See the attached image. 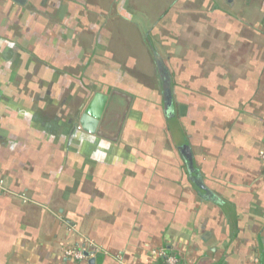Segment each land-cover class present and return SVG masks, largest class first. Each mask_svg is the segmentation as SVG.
<instances>
[{
	"label": "crops",
	"instance_id": "0c3cea01",
	"mask_svg": "<svg viewBox=\"0 0 264 264\" xmlns=\"http://www.w3.org/2000/svg\"><path fill=\"white\" fill-rule=\"evenodd\" d=\"M263 154L264 0H0V264H264Z\"/></svg>",
	"mask_w": 264,
	"mask_h": 264
},
{
	"label": "built area",
	"instance_id": "2783aa9c",
	"mask_svg": "<svg viewBox=\"0 0 264 264\" xmlns=\"http://www.w3.org/2000/svg\"><path fill=\"white\" fill-rule=\"evenodd\" d=\"M262 157L264 160V154ZM0 193H9L4 179H0ZM74 229L75 226H72V230ZM101 253L102 249L99 246L94 244L92 241L87 240L83 244H80L76 247L67 248L64 251V257L69 260L81 262L95 259ZM160 256L164 259V264H180V259L176 255L163 252L160 253Z\"/></svg>",
	"mask_w": 264,
	"mask_h": 264
},
{
	"label": "water",
	"instance_id": "95a60500",
	"mask_svg": "<svg viewBox=\"0 0 264 264\" xmlns=\"http://www.w3.org/2000/svg\"><path fill=\"white\" fill-rule=\"evenodd\" d=\"M108 101V95L102 93L95 94L94 98L88 105L84 115L82 116L80 122L82 130L90 134H100L98 128L102 119L104 120L107 115L104 114L107 108ZM95 261V259H91L90 263L94 264Z\"/></svg>",
	"mask_w": 264,
	"mask_h": 264
}]
</instances>
